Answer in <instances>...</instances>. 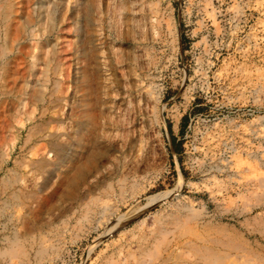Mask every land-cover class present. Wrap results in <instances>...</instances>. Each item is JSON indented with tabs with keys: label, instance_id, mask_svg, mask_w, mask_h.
<instances>
[{
	"label": "rangeland",
	"instance_id": "rangeland-1",
	"mask_svg": "<svg viewBox=\"0 0 264 264\" xmlns=\"http://www.w3.org/2000/svg\"><path fill=\"white\" fill-rule=\"evenodd\" d=\"M48 1L72 106L85 47L84 152L31 165L56 157L28 133L72 138V117L9 106L0 78V264H264V0H26L23 20Z\"/></svg>",
	"mask_w": 264,
	"mask_h": 264
},
{
	"label": "bare ground",
	"instance_id": "bare-ground-1",
	"mask_svg": "<svg viewBox=\"0 0 264 264\" xmlns=\"http://www.w3.org/2000/svg\"><path fill=\"white\" fill-rule=\"evenodd\" d=\"M24 1L26 0H0V44L2 47V58L10 57V59H5L0 68V78L2 80L1 87L4 96L8 99L9 106H13V108L19 106L26 108L27 105L31 107L36 106V102L45 101L44 94H46L48 98L47 102L52 107L44 109L40 117L49 124L54 122L59 125L63 120L65 121L72 117V138L67 133L61 134L54 131L43 132L46 128L45 124H43L44 129H42V127L39 128V133L32 132L28 133L27 136V139H31L36 136V134H41V139L48 141V151L45 155L51 153L56 157L52 162L41 159L32 162L31 165L40 170H44L48 167H54L56 169L60 167L61 163L64 164L66 160L72 159L73 163L80 154L84 152L83 139L86 133V124L89 114L86 107L87 104H83L86 99H84L85 94L81 93L80 87L86 82L84 79L85 71L82 69L85 63L86 52L85 47H79V55H77L74 60L75 64L78 66L75 69L77 77L74 78V84L80 94L78 102L72 106V101L69 100V97H59L56 95L60 92V87L65 79L69 81L68 89L70 88L72 91L71 63L66 67L61 64H54L51 58L52 51L46 49V43L49 40L48 34L51 32L56 20L55 4L51 1H48L47 4L39 2L38 5L30 8V10L36 11L35 18L31 13V15L27 14L28 18L23 20V11L26 10H23ZM76 13L81 16L84 26H86L89 23L88 8L86 6H79ZM27 37L32 38L31 48L25 54V56L30 59L28 63L29 69L25 68L24 60H22V62L19 60L23 52L22 41L27 39ZM40 54L42 57L39 58ZM33 68L38 69L41 79L37 80L34 86H31L32 93H29V90L27 91L29 87L27 84V76L29 75V78L32 76L31 71ZM54 78L58 81L54 82L53 89L50 91L47 89V84ZM75 94H77L76 91ZM61 104L66 108V111L64 112L63 110L61 114L56 113V115H53L56 119L54 117H48L47 114H45V112L50 109L54 111L53 109H56V107ZM122 119L123 114H116L113 125L116 128L119 126L121 127L123 123ZM64 136L66 139L60 140V138Z\"/></svg>",
	"mask_w": 264,
	"mask_h": 264
}]
</instances>
